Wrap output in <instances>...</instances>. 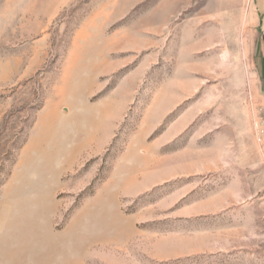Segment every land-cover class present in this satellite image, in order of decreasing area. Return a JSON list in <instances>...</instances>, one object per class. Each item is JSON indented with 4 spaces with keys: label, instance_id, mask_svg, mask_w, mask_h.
<instances>
[{
    "label": "rangeland",
    "instance_id": "obj_1",
    "mask_svg": "<svg viewBox=\"0 0 264 264\" xmlns=\"http://www.w3.org/2000/svg\"><path fill=\"white\" fill-rule=\"evenodd\" d=\"M255 0H0V264H264Z\"/></svg>",
    "mask_w": 264,
    "mask_h": 264
},
{
    "label": "crops",
    "instance_id": "obj_2",
    "mask_svg": "<svg viewBox=\"0 0 264 264\" xmlns=\"http://www.w3.org/2000/svg\"><path fill=\"white\" fill-rule=\"evenodd\" d=\"M254 10L256 14L259 16V20L257 26L259 30H261V43L256 46L255 55L257 67L259 68V72L257 75L256 82L261 87V92L264 95V0H255Z\"/></svg>",
    "mask_w": 264,
    "mask_h": 264
},
{
    "label": "built area",
    "instance_id": "obj_3",
    "mask_svg": "<svg viewBox=\"0 0 264 264\" xmlns=\"http://www.w3.org/2000/svg\"><path fill=\"white\" fill-rule=\"evenodd\" d=\"M258 106L253 111V138L255 143L262 145L264 143V103Z\"/></svg>",
    "mask_w": 264,
    "mask_h": 264
}]
</instances>
